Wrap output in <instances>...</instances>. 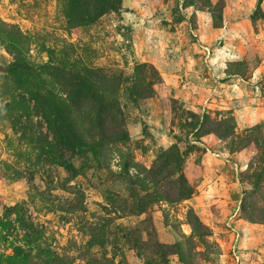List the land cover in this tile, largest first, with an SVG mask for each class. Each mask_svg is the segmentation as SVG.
<instances>
[{
	"label": "rangeland",
	"instance_id": "374dc122",
	"mask_svg": "<svg viewBox=\"0 0 264 264\" xmlns=\"http://www.w3.org/2000/svg\"><path fill=\"white\" fill-rule=\"evenodd\" d=\"M66 4L0 0V21L27 36L33 64L53 52L54 66L100 69L104 135L126 139L59 150L35 102L3 79L0 43V258L20 245L29 264H264V220L246 219L264 212V177L250 192L259 150L238 146L264 124V0H120L73 24ZM192 114L201 128L185 134ZM33 133L36 146L23 138Z\"/></svg>",
	"mask_w": 264,
	"mask_h": 264
},
{
	"label": "trees",
	"instance_id": "16d2710c",
	"mask_svg": "<svg viewBox=\"0 0 264 264\" xmlns=\"http://www.w3.org/2000/svg\"><path fill=\"white\" fill-rule=\"evenodd\" d=\"M61 1L64 2L65 0ZM68 1L70 4L64 6V16L70 20L71 24L75 22L74 19L87 22L85 16H87V20L93 22L102 14L116 12L120 7V0ZM0 43L5 52L12 58L5 66L6 73H4L3 79L5 82L14 83L28 95L29 99L35 102L36 109H38L39 115L46 124L49 134H51V140L54 145L60 147L59 150L71 152L76 150L79 153H84L87 150L94 151L95 147L102 144V141L107 138L111 141H116L119 138L126 139L124 132L111 134L108 137L104 135L106 117L103 111L109 109L108 107L104 108V94L97 85L100 81L105 83H111V81L107 77L100 80L96 76L100 75V69L92 67L77 69V61L67 65L66 60H62L59 66H54L52 65L53 52H49L48 61L45 63L33 64L27 58L29 46L27 36L19 30L17 25L3 21H0ZM12 103L17 104L14 98H12ZM19 104L28 109L22 97ZM93 106L95 113L90 114ZM25 115L29 121L28 115ZM201 123L202 121H199L198 117L192 114L189 121L185 125L179 123V127L186 130L185 134H187L190 130L197 129L199 131ZM92 128L96 129L98 133L94 134ZM249 131H251L252 138L247 137L239 140L238 146H245L252 142L259 150L256 159L257 163L262 164V166L259 171L253 172L255 179L252 182L253 188L250 191L252 192L258 189L259 182L264 177V124L256 125ZM230 132L231 129L228 128L222 131V136L226 137ZM27 137L30 138L28 142H34L35 146L38 144L39 137L37 134L36 136L34 133L29 134L23 138L26 139ZM49 157L52 158V162L60 167L69 171L76 170L73 162L67 160L63 154H49ZM166 159L168 160V157ZM181 159L177 150H173L169 155V163L174 162L175 168L178 170L181 167ZM180 177L182 176L180 175ZM242 200L245 201L246 198ZM260 214H264V212L258 213V215L251 213V215H246V219L249 221L264 220ZM18 223L25 232H29V228L34 231L32 224H28L20 215L18 216ZM26 237L31 243L28 234ZM158 246L165 254H179L178 246L174 245L173 247V245L162 243ZM31 257L32 248L26 249L20 245H13L12 254L5 256L4 259L0 258V264H29Z\"/></svg>",
	"mask_w": 264,
	"mask_h": 264
}]
</instances>
